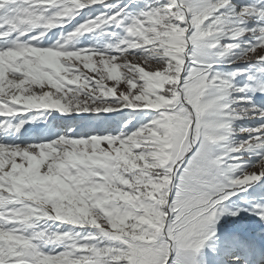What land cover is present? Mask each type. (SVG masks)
Listing matches in <instances>:
<instances>
[{"label":"snow or ice","instance_id":"snow-or-ice-1","mask_svg":"<svg viewBox=\"0 0 264 264\" xmlns=\"http://www.w3.org/2000/svg\"><path fill=\"white\" fill-rule=\"evenodd\" d=\"M0 264H264V0H0Z\"/></svg>","mask_w":264,"mask_h":264}]
</instances>
